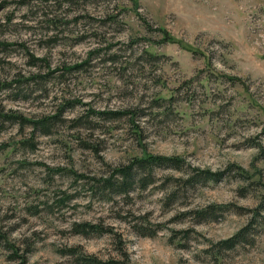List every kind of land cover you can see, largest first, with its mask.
<instances>
[{
	"label": "rangeland",
	"instance_id": "obj_1",
	"mask_svg": "<svg viewBox=\"0 0 264 264\" xmlns=\"http://www.w3.org/2000/svg\"><path fill=\"white\" fill-rule=\"evenodd\" d=\"M57 112L48 129L26 119ZM148 152L245 176L193 186L156 167L146 188L101 187ZM263 193L264 0H0V264H264L258 218L219 244ZM211 203L229 209L184 214Z\"/></svg>",
	"mask_w": 264,
	"mask_h": 264
},
{
	"label": "trees",
	"instance_id": "obj_2",
	"mask_svg": "<svg viewBox=\"0 0 264 264\" xmlns=\"http://www.w3.org/2000/svg\"><path fill=\"white\" fill-rule=\"evenodd\" d=\"M118 113H122L125 111H114ZM7 117H12V115H19L14 113H7L5 112ZM58 115L57 113H52L45 115L43 117H26V119L33 122L35 126H45L46 129L50 125L51 122L54 121V116ZM186 165V161L182 156L177 154H166V153H154L148 152L143 154H137L129 158L128 161L120 163V165L115 166L111 174L107 177H103L101 179V187L108 188L111 191L117 193H124L127 194L130 188L134 186V184H139L140 186L146 188L151 182L154 181L153 177V169L156 167H163V168H173L177 170L183 171V175L180 177H174L171 175V179L183 181L185 184L189 185H196L197 183H207L210 180L218 181L223 178L226 171L236 169V171L241 175L245 176L243 172V168L235 167V165H229L226 169H218V170H211V169H204V168H194L195 171L185 173L184 167ZM241 169V170H240ZM176 181V180H175ZM177 190H173L171 192V197L173 199L178 193ZM179 196V195H178ZM178 198V197H177ZM229 205L225 204H209L206 207L200 209H190L187 210L184 214H190L194 217H197L198 220H205V219H213L217 218L222 212H224ZM264 193L262 195L261 202L254 208V218H252L247 224L243 225L237 232H235L230 237L222 240L219 244L221 247L224 248H234L237 244L241 243L244 240H248V235L252 231L251 229L255 226L253 225L256 223L257 218L264 222ZM74 231L77 233H81L83 235H89L91 233L96 232H104L108 231L107 228L104 230L98 223H93L90 221H83V222H75L74 223ZM138 231L145 235H153L155 234V230H150L148 226L145 227H137ZM75 260L78 264H129L126 259H103L99 258L93 254L87 253H80L75 251Z\"/></svg>",
	"mask_w": 264,
	"mask_h": 264
}]
</instances>
